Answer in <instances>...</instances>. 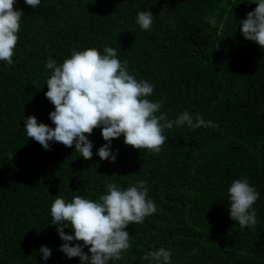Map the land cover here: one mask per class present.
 <instances>
[{
  "label": "trees",
  "instance_id": "trees-1",
  "mask_svg": "<svg viewBox=\"0 0 264 264\" xmlns=\"http://www.w3.org/2000/svg\"><path fill=\"white\" fill-rule=\"evenodd\" d=\"M253 2L41 0L33 9L15 0L14 10L24 15L13 64L0 61V264H81L58 251L63 241L50 215L55 197L98 201L107 183L123 190L137 181L147 182L157 211L124 229L131 247L109 264H155L141 257L161 247L171 250V264H264V49L246 41L238 24ZM142 10L154 16L151 30L135 22ZM214 13L215 28L207 22ZM105 47L154 86L147 98L162 102L157 114L175 120L187 111L218 127L174 125L158 154L126 146L121 135L110 145L115 162L96 155L106 143L100 128L88 136L90 160L75 144L49 142L45 150L28 138V116L55 127L45 97L47 61L59 66L73 50L103 54ZM242 177L259 193L254 229L229 215L228 188ZM41 246L51 250L49 259H42Z\"/></svg>",
  "mask_w": 264,
  "mask_h": 264
},
{
  "label": "clouds",
  "instance_id": "clouds-1",
  "mask_svg": "<svg viewBox=\"0 0 264 264\" xmlns=\"http://www.w3.org/2000/svg\"><path fill=\"white\" fill-rule=\"evenodd\" d=\"M15 0H0V61L11 66L14 49L18 42L24 13L14 10ZM35 9L41 0H24ZM256 7L246 18L238 21L240 32L246 41L264 49V0H254ZM217 15L212 14L207 22L217 27ZM153 14L148 10L137 13L136 24L141 30H151ZM227 17L219 22L222 29ZM46 68L51 75L46 81L45 97L54 106L49 119L54 128L38 123L34 116L24 119V131L45 150H50L49 142L65 147L75 144L85 160H90L92 142L88 139L94 129H101L106 142L96 155L100 160L115 162L116 155L110 150L111 142L124 137V144L133 149H146L159 153L167 141L166 130L173 126H187L189 129L216 128L217 124L205 121L202 116L185 111L175 120H169L167 113H160L161 101L153 102L147 97L153 94L154 86L137 78L128 71V62L117 58V50L105 47L103 54L95 48L83 51L73 50L59 66L49 59ZM13 155L9 156L11 160ZM107 194L99 200L75 195L70 202L56 196L50 207L52 225L56 226L63 241L58 251L67 258H79L81 264H109L119 261L127 252L130 236L124 229L129 224L143 223L144 219L157 211L153 200L148 199L146 181H137L125 189L112 182L106 184ZM229 215L241 228H255L257 210L253 208L259 193L247 178L233 180L228 188ZM70 228L72 235L65 234ZM76 242L73 244V242ZM84 248L88 252H84ZM42 259L51 256V250L41 246ZM172 252L166 248L145 253L144 260L155 264H171Z\"/></svg>",
  "mask_w": 264,
  "mask_h": 264
}]
</instances>
